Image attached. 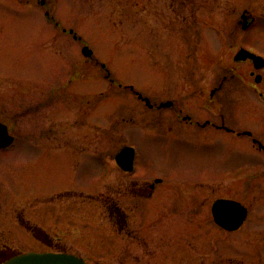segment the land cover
Listing matches in <instances>:
<instances>
[{"label": "rangeland", "instance_id": "1", "mask_svg": "<svg viewBox=\"0 0 264 264\" xmlns=\"http://www.w3.org/2000/svg\"><path fill=\"white\" fill-rule=\"evenodd\" d=\"M155 1L148 4L151 15L147 16L142 10L146 0H47L44 6L31 7L0 0V118L16 137L9 150L0 151V207L4 212L0 250L9 247L28 253L44 249L41 241L52 239L55 246L87 264H113L111 250L120 256L126 243L119 240L123 234H113L105 199L101 198L100 208L84 199L83 207L75 212L72 199L60 195L77 191L83 193L80 200L91 196L94 175L102 173L103 164L111 161L112 152L123 143L124 148L133 146L137 152L135 179L158 176L185 183L191 174L208 175L264 162V154L254 150L246 138L215 135L205 146L197 140L177 142L149 133L156 125L148 123L152 113L128 88H120L133 86L151 101L176 96L181 107L195 111L200 119L221 112L231 114L245 129L264 136V102L247 88L253 81L249 69L234 62L231 45L222 44L230 34H238L234 28L238 12L247 5L260 6L259 1L212 0V11L207 12L212 21L197 26L196 45L188 31L191 19L180 20L178 28L177 23L166 26L168 18L162 24L153 15ZM164 1L157 8L169 16ZM46 10L53 16L51 21ZM198 14L201 19L206 15L203 11ZM261 21L254 32L260 41L264 40V19ZM63 29L73 30L78 41ZM81 46L90 48L94 62L85 59ZM259 48L264 49V43ZM75 72L79 75L73 77ZM232 72L223 91L214 95L217 105L206 106L215 84ZM60 80L69 83L67 109L61 111L67 119V136L76 138L82 132L84 146L80 154L67 151L62 157L43 158L41 150L30 145V107L46 98L48 88ZM21 83L29 93L23 92L17 99L14 90ZM30 84L35 87L33 94ZM258 88L264 92V81ZM72 90L91 94L84 96L80 114ZM55 108L59 106L47 103L41 110L51 114ZM68 141L81 143L70 137ZM118 175L116 172L115 179ZM12 211L22 212L35 226L23 228L12 220ZM134 249L140 252L139 247Z\"/></svg>", "mask_w": 264, "mask_h": 264}, {"label": "flooded vegetation", "instance_id": "2", "mask_svg": "<svg viewBox=\"0 0 264 264\" xmlns=\"http://www.w3.org/2000/svg\"><path fill=\"white\" fill-rule=\"evenodd\" d=\"M14 1L24 7H31L34 4L44 6L47 3V0ZM163 1L154 2L153 15L157 20H161L162 24L168 18L166 26L177 23V28L180 20L187 22L189 17L191 19L188 22L189 30L188 28L186 30L192 35L191 43L196 45L199 31L197 26L199 27L201 23L203 26L210 25L212 21V17L207 13L212 11V0H165V6L170 10L169 16L164 9L157 8L164 4ZM258 1L260 6L249 8L247 5L238 12L234 23V28L238 31L235 32L238 34H230L222 44L224 47L231 45L235 52L234 62L249 69L248 76L253 81L247 88L257 93L264 102V92L258 88L264 81V49L259 48V44H263L264 40L260 41L254 34L264 19V0H254ZM152 2L153 0H146L147 4L142 8L147 12V16L149 12L151 15L147 8ZM199 11L206 13L203 15L204 19L197 15ZM183 13L186 15L181 19ZM45 16L49 21L53 18L48 10L45 11ZM63 32L70 33L71 37L78 41L74 33L65 29ZM248 32H252V36H245ZM214 40L216 42V38ZM83 47L81 46V52ZM240 50H247L262 59L245 56L236 60ZM85 59L94 62L93 56ZM77 75L79 74L75 72L73 77ZM233 76V72L224 75L215 84L205 101L206 106L217 105L213 99L215 93H221L226 80ZM109 82L114 81L109 79ZM68 84L67 81H61L49 87V92L44 95L46 98L30 107L29 128L32 134L30 145L40 149V156L43 158L60 155L62 157L67 151L80 154L84 146L82 132L76 138L67 136V119L63 118L61 111L67 109ZM23 86H25L23 83L16 85L14 97L17 99L24 95L23 92L29 93V90L22 88ZM30 86L33 94L35 87L33 84ZM120 88H128L147 108L149 114L152 113V120L148 123L156 125L153 131H149L151 134L173 137L177 142L197 140L205 146L213 140L210 136L215 135H227L237 140L246 138L254 150L264 154V136L252 129H245L237 119L234 121L236 118L234 115L226 116L224 112H216L219 114L200 119V115L195 114V111L181 107L176 96L151 101L149 97L137 93L131 86ZM72 95L75 105L80 108L78 112L80 114L84 96L91 94L83 95L81 90H72ZM47 103L58 105L59 108H55L51 114L43 112L41 109L46 107ZM0 122L6 124L9 133L13 135L8 123L1 118ZM81 128L83 127L79 130ZM68 137L75 141L80 139L81 143H70ZM13 144L0 151L9 150ZM124 145L125 143L112 152L111 161L102 166V173L94 175L92 182L96 183L97 188H94L95 184L92 183L91 196L80 200L83 193L77 191H64L60 195L72 199L71 204L75 212L83 207L84 199L91 201L96 208H100L101 198L105 199L103 204L113 234L116 236L123 234V239L119 240L126 243L120 256L111 250V253H114L113 264H264V162L254 163L250 167L238 165L208 175L191 174L187 176L185 183L175 179L164 181L158 176L135 179L137 152L133 146H129L133 147V151L123 152ZM77 167L75 163L74 173L77 172ZM116 172L120 173L116 177L118 179H115ZM102 187L104 191H101ZM12 212L10 215L12 220H17L16 222L23 228L30 230L35 226L30 220L23 218L22 212ZM3 213L0 207V221L3 219ZM48 237L50 236L45 234V238ZM51 240L41 241L44 249L33 252L70 253L65 248L55 246ZM135 246L139 247L140 252L134 249ZM19 254L20 251L1 248L0 264Z\"/></svg>", "mask_w": 264, "mask_h": 264}, {"label": "water", "instance_id": "3", "mask_svg": "<svg viewBox=\"0 0 264 264\" xmlns=\"http://www.w3.org/2000/svg\"><path fill=\"white\" fill-rule=\"evenodd\" d=\"M84 54L90 56L92 51L87 47L83 50ZM250 54L247 51L241 50L236 59H241ZM252 55V54H250ZM13 138L8 134L7 127L0 123V148L11 144ZM6 264H84L80 259L70 255H48L38 256L34 254L23 255L17 260L10 261Z\"/></svg>", "mask_w": 264, "mask_h": 264}]
</instances>
